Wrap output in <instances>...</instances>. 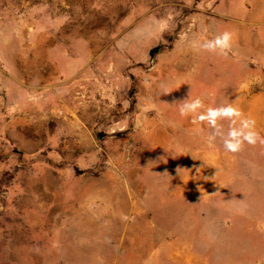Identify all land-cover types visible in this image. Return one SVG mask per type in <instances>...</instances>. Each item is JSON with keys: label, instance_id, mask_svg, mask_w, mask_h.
Wrapping results in <instances>:
<instances>
[{"label": "rangeland", "instance_id": "rangeland-1", "mask_svg": "<svg viewBox=\"0 0 264 264\" xmlns=\"http://www.w3.org/2000/svg\"><path fill=\"white\" fill-rule=\"evenodd\" d=\"M246 118L264 139V0H0V264H264Z\"/></svg>", "mask_w": 264, "mask_h": 264}, {"label": "clouds", "instance_id": "clouds-1", "mask_svg": "<svg viewBox=\"0 0 264 264\" xmlns=\"http://www.w3.org/2000/svg\"><path fill=\"white\" fill-rule=\"evenodd\" d=\"M194 47L201 48L210 53H219L223 56H228L233 53V33L230 31H224L220 34L214 35L212 38L204 37L197 40ZM167 92V90H165ZM179 112L181 116H187L190 113H197L194 117V122L199 121L201 123L207 121V123L215 130L216 135H220V128L217 121L220 119H232L241 115L240 111L231 105L219 108H207L205 111H199L205 109L203 102L197 98L191 100L190 97L179 101ZM255 121L252 119H243L241 121V127L230 128L227 134V138L223 139L224 148L228 152L236 153L243 149L244 144H255L258 140L264 144V139H261L255 131Z\"/></svg>", "mask_w": 264, "mask_h": 264}]
</instances>
